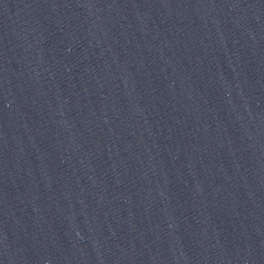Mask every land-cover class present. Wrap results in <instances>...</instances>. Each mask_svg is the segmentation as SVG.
I'll return each mask as SVG.
<instances>
[{
	"label": "water",
	"instance_id": "water-1",
	"mask_svg": "<svg viewBox=\"0 0 264 264\" xmlns=\"http://www.w3.org/2000/svg\"><path fill=\"white\" fill-rule=\"evenodd\" d=\"M0 264H264V0H0Z\"/></svg>",
	"mask_w": 264,
	"mask_h": 264
}]
</instances>
